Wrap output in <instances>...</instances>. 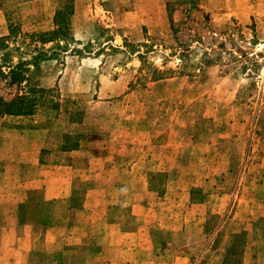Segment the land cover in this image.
Instances as JSON below:
<instances>
[{
	"label": "rangeland",
	"instance_id": "374dc122",
	"mask_svg": "<svg viewBox=\"0 0 264 264\" xmlns=\"http://www.w3.org/2000/svg\"><path fill=\"white\" fill-rule=\"evenodd\" d=\"M56 16L65 41L29 39ZM18 61L26 79L0 76V99L34 89L35 109L0 116V189L39 157L72 161L69 206L101 195L77 216L103 227L92 255L59 260L262 264L264 0H0V72Z\"/></svg>",
	"mask_w": 264,
	"mask_h": 264
},
{
	"label": "crops",
	"instance_id": "0c3cea01",
	"mask_svg": "<svg viewBox=\"0 0 264 264\" xmlns=\"http://www.w3.org/2000/svg\"><path fill=\"white\" fill-rule=\"evenodd\" d=\"M56 161L39 157L17 161L12 174H1L8 179L10 187L0 189V198L16 200L10 216L0 220V264H65L58 254L69 251L70 255L88 258L91 249L98 245L93 230L103 227H95L94 221L89 225L86 219L81 221L77 216L86 212L91 216L95 209L92 212L86 201L101 195L87 190L82 194L79 208L69 206L75 194L71 191V177L66 173L73 174L74 166L71 160L67 166L64 160ZM94 162L99 160H87V164ZM33 192L38 193L40 200L27 201ZM57 201L64 206L58 208ZM106 210L103 207L102 215ZM256 261L264 264V249L256 254Z\"/></svg>",
	"mask_w": 264,
	"mask_h": 264
},
{
	"label": "trees",
	"instance_id": "16d2710c",
	"mask_svg": "<svg viewBox=\"0 0 264 264\" xmlns=\"http://www.w3.org/2000/svg\"><path fill=\"white\" fill-rule=\"evenodd\" d=\"M59 17L54 18L55 28L47 33H41V34H34L30 35V40H36V42L40 43L41 45L45 43H51V42H58L65 41V27L60 24ZM11 31V29H9ZM58 46V45H57ZM43 52L37 51L36 55L30 58V62H32V67L34 66L37 68V64L40 60H43L44 57H42ZM28 64L23 61H18L13 66L7 67L6 74H3L0 72V76L7 78L8 83L11 85L18 86L22 81H25L26 75V67ZM39 95H42V91H38ZM34 89H29L28 92H24L22 94L16 95L9 101H4L0 99V116H23V115H31V112L35 109L34 99L28 97L27 95L34 94Z\"/></svg>",
	"mask_w": 264,
	"mask_h": 264
}]
</instances>
